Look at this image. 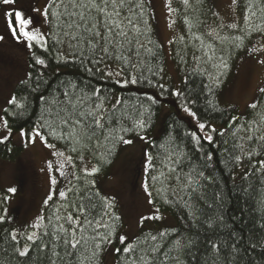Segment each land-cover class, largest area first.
I'll return each instance as SVG.
<instances>
[{"label": "trees", "instance_id": "obj_1", "mask_svg": "<svg viewBox=\"0 0 264 264\" xmlns=\"http://www.w3.org/2000/svg\"><path fill=\"white\" fill-rule=\"evenodd\" d=\"M210 3L209 0H202L201 3L197 4L196 0H192V21L194 23L202 21L203 25L188 32L191 40L186 47L182 45L180 38L174 43L173 60L178 68L179 89L184 93L183 97L172 94L175 91V81L166 71L165 51L158 36L154 6L152 0H145L143 19L147 20V24H142L145 35L141 37V43H146L147 39L150 38L154 43L147 46L152 47L156 55L151 56L141 50V57L134 58L137 67L130 69L125 66L123 69L126 79L129 71H131L136 76L138 83L117 84L113 76L108 77L106 73L96 71V67L88 63L89 53L87 51L84 53V63L71 58L58 60L57 57L60 53L71 57L74 50L66 44H58L53 38L54 36H60L61 39H64L62 30L57 28L55 19L50 17L52 24H49L46 49L35 45L32 49L35 56L45 59L47 66L35 65L34 57L30 53L28 57V75L16 85L13 95L17 97L20 104L24 105V109H19L15 105L6 107L9 112L24 111L25 115L19 119L11 115H8L7 118L13 130H18L21 125L31 127L42 115L50 122L55 121L56 113L64 106L60 103L64 99L63 91L69 90L71 92L70 86L75 84L77 92L91 93L94 89H101V95L107 97L106 106L108 107L115 102L116 97L122 98L124 104L117 105L115 111L117 115L122 116L124 127H131V120L128 119V116L134 118L147 108L148 112H144V118L148 120L150 126L142 134L146 136L155 130L163 105L168 104L171 112L164 121L162 132L158 137L148 142L147 148L154 158L153 163L155 165L149 176V182L153 189V200L162 210L169 211L173 215L175 224L161 231L156 229L142 230L131 242L140 244L142 248L159 243L162 247L158 255H162L163 252L173 246L176 239L182 237L184 243L189 240L193 242L190 251L182 256L185 264H203V257L209 249V241H215L223 245L225 256L233 264H237V262L238 264H264V229L260 228V225L264 224V206L261 204V201L264 200V168L258 163L259 160L264 159V146L255 141L242 140L241 137L246 135L243 131L236 133L235 136L233 135L238 125H248L252 119L250 114L253 110L249 108L247 115L243 116L237 106H226L221 100L226 83L233 74L236 59L247 50L255 38H258L257 36H264V34L252 32L251 35L246 36L244 46L240 48L234 47L229 41L221 43L220 40L207 37L204 27L210 19L208 8V6H211ZM241 13L242 21L238 28L243 27L245 33L248 31L246 0H242ZM124 14L127 15V12ZM260 19V13L257 12L255 22L258 23ZM149 27L150 32L147 31ZM199 32H201L200 34L203 33L205 44L213 41L215 43L216 56L211 62H207V57L204 56L207 49H202L200 41L193 36V33L200 36ZM157 44L161 47L156 48ZM193 54L201 57V59H193ZM221 57L227 62L228 68L220 76L219 86H215L213 79L218 72L211 65L212 63H219ZM112 65H114L113 67H120L119 62H111ZM100 67L103 68V65ZM86 68H92V71H86ZM160 68L163 70L159 71ZM201 69L211 72L213 79H210ZM160 84L164 85L163 90L159 87ZM209 87L212 88L211 92ZM41 96L46 97L47 102L40 99ZM149 97H155L158 102L152 103ZM185 99L196 101L193 110L198 112L202 121L223 126L221 130H217V133L214 134L213 143L209 144L202 141L198 145L187 134L194 130L193 124L176 111V108L182 106ZM53 100L56 103H53ZM258 101H262L258 111L264 110V95L261 94ZM210 105H214L215 110ZM124 113H127L128 116H123ZM4 115H6L5 112ZM231 117H236L237 122L233 123ZM55 123H58V121H55ZM109 127L116 129L113 135H124L126 139L140 136L120 132L118 122H114ZM225 129L227 131H224ZM49 131L47 128L44 129L45 135H48ZM221 132H223V135L220 134ZM260 134L261 132L255 133L256 136ZM107 135V132L103 135L98 132V142L97 138L94 137L91 141V147L82 149L78 153L73 152L72 149L73 147L80 149V144L69 143L67 139L59 140L55 137H49L50 142L61 146L74 158H77L78 155L88 157L95 165L98 164L100 153L112 148L114 143L115 148L113 154L109 157L111 163L103 164L101 170L91 176L87 173H77L67 192V198L55 196L48 203L44 221V225L47 227H43L39 233L38 236L41 239L36 241V245H51L54 242V236H45L44 232H53V225H56L57 230L60 224L69 227L63 217L69 213L77 215V206H86L89 201L96 205L95 209H90L91 214L88 219H99L103 214L104 209L101 204L102 198L106 196L101 190L100 180L109 174L112 165L118 158L122 145V143L113 140H105L104 137ZM239 143L244 144L245 151L255 149L259 152V155L253 154L251 160L244 157L242 163L237 165L233 157L241 153L234 145ZM161 144L165 145V148H161ZM226 148L227 152L225 151ZM23 150L24 145H15L11 141L0 143V158L6 160L17 159ZM169 153H175L173 159L177 163L171 164L170 161H165V157ZM209 155L211 159L208 158ZM18 163H20V160ZM169 164L176 169L175 173L168 172ZM189 171H192L194 175L203 172L204 177L212 178L211 180L200 178L202 198H197L195 195L190 197L186 191L182 190L181 184L184 174ZM18 173L20 185H24L25 180L27 181L25 169L19 166ZM161 173H164V175H161ZM246 173L247 179H244ZM176 175L181 176V181L166 179V177ZM153 176L157 179L152 180ZM93 180L95 184L91 185L89 181ZM165 197L171 203L166 202ZM108 211L121 217V226L117 232L120 235L125 225L124 218L119 213L116 205L114 209H108ZM190 212H194L195 216L190 215ZM55 215L61 217L60 221L55 220ZM0 216L5 217L3 221H0V262H3V264H48L45 255L37 247H33L29 257H19L15 254L14 248L21 247L22 241L19 240L20 244H16L11 239L13 223L5 214L4 196L1 191ZM219 216L223 217L222 222L216 220ZM209 218L215 221L212 227L205 223ZM104 222L111 223L108 217L104 218ZM96 231L102 234L106 232L104 228H97ZM164 231L169 233L167 237L163 239L158 237L157 242L148 240L142 243L149 234L158 235ZM92 234L94 233L91 228L85 233V235ZM97 239L99 240V237ZM233 243L240 248L242 259L239 256L236 258L228 256V245ZM251 245L256 246L253 248ZM107 246L100 254L99 264H103ZM112 246L122 248V245L115 238ZM56 250L63 255L61 248ZM48 254L50 255V252ZM172 254L175 255L174 252ZM191 257H196V259L193 260ZM122 259L123 255L115 252V264H121ZM57 264H60L59 260ZM169 264H174V262H169Z\"/></svg>", "mask_w": 264, "mask_h": 264}, {"label": "snow or ice", "instance_id": "obj_2", "mask_svg": "<svg viewBox=\"0 0 264 264\" xmlns=\"http://www.w3.org/2000/svg\"><path fill=\"white\" fill-rule=\"evenodd\" d=\"M15 2L16 0H0V3L9 6L3 13L5 28L17 43L23 42L26 45L34 57L35 65L46 67L45 59L35 56V52H32L31 50L34 45L46 49L48 37L40 32L39 28L34 26V21L27 12L15 8ZM181 2L185 9L192 8V0H181ZM201 2L202 0H196L197 4ZM237 2L238 0H232L233 5L237 4ZM166 7L169 13L179 11L172 7V0H166ZM246 7L248 11L246 17L248 31L243 35L234 38L226 37L221 36L217 29L208 28L207 37H214L216 40H220L221 43L229 41L234 47L240 48L244 46L246 36L251 35L252 32L264 34V0H246ZM144 8L145 0H49L42 11L37 8H33L32 11L40 13L50 25L52 24V20L49 18H54L57 28L62 30L64 39H61L60 36H54L53 38L58 44H66L70 49L74 50L71 57L60 53L57 57L58 60H67L71 58L73 60H80L81 63H84V53L87 51L89 53L88 63L95 66L96 71L104 72L108 77H112L113 75L119 76L121 79H117L116 83L127 85L129 83L136 84L138 83V80L131 71L128 73V78L124 79V67L127 66L130 69L136 68L137 63L134 58L138 59L141 57V50L148 55H156L153 48L147 46L154 43L150 38L147 39L146 43H141V37L145 35V30L142 28V24H147V20L143 19L145 15ZM125 12H127V15L124 14ZM257 12H259L261 16L258 23L255 22ZM183 19L188 26L189 32H191L193 28H198L203 25L202 21L194 23L187 12H185ZM174 23V20L171 21L169 27H172ZM228 27L235 29L238 25L233 23ZM147 31L150 32V27ZM193 36L200 41V47L202 49H207V51L204 52V56L207 57V62L213 61L216 56L214 41L205 44L203 34L196 36L195 33H193ZM4 39V35H0V41H3ZM180 40L183 41L184 37L181 36ZM172 43H174V40L169 41V44ZM159 47L161 46L157 44L156 48ZM261 50H264V44H261L259 49H252L253 52ZM181 59H183V57H181ZM193 59L199 60L201 57H197L193 54ZM111 62H119L120 67L115 71L111 70ZM259 63L264 64V59H261ZM101 65H103V68L100 67ZM211 67L218 72L214 79L211 72H207L203 69H201V71H204L210 79H213L215 86H219L220 76H222L227 70L228 64L221 57L219 63H212ZM162 70V68L159 69V71ZM86 71L91 72L92 68H86ZM29 75H31V73H29ZM70 87L72 89L71 92L69 90L63 91L64 99L60 101V103L64 106L55 115V121H58V123H55V121L50 122L42 115L31 127H24L21 125L18 128V135L25 147H28L30 144L34 145L37 142V139H39L45 147L54 149L55 144L49 143V137L51 136L59 140L67 139L69 143L74 142L75 144H80V149L76 147H73L72 149L73 152L78 153L82 149L90 148L91 141L94 137L97 138L98 142V132L101 135L105 132L108 133V135L104 137L105 140H113L125 145L132 144L133 140L126 139L124 135H113L116 132V129L110 128L109 125L114 122L120 124V132L133 133L135 135H140L143 139H147L146 136L142 135L150 126L148 120L144 118V112H148L147 108L144 109V112H140L134 118L128 116L127 113H124L123 116H128V119L131 120V127H124L122 116L117 115V112L115 111L117 105L124 104L122 98L116 97L115 102L108 107L106 106L108 102L107 97L101 95V89H94L91 93H85L83 91L77 92L75 84H72ZM159 87L162 90L164 89L163 84H160ZM209 91H212L211 87H209ZM259 92L264 95V88H260ZM172 94L177 97H183L184 95L180 89H176ZM40 99L47 102L46 97L41 96ZM149 99L152 103L158 102L155 97H149ZM53 103H56V101L53 100ZM261 103L262 101H257L249 105V108L253 110L250 114L252 115V119L247 126L238 125L233 135L235 136L236 133L243 131L246 135L241 137L242 140H246L247 142L255 141L260 143L261 146H264V110L258 111ZM7 104L10 106L15 105L19 109H24V105L18 102L16 96H12L7 101ZM195 104L196 101L191 99H185L182 104L183 111L191 118L194 127V130L187 134L198 145L202 141L211 144L214 142V134L217 133V129L215 125L207 121L202 122L201 116L198 115L197 111L193 110ZM210 106L215 110L214 105ZM2 111L5 112L6 115L0 116V127L5 131L0 132V143H5L11 136H13V130L9 125V119L7 116H16L19 119L23 117L25 113L24 111L18 113L9 112L7 108L2 109ZM230 119L233 123L237 122L236 117H231ZM46 128L50 130L48 135H45L44 132V129ZM224 131H227V129ZM256 132H261V134L256 136ZM220 134L223 135V132ZM225 143L227 142L225 141ZM160 147L165 148V145L161 144ZM234 147L239 149L241 153L240 155H235L233 157L237 165L242 163L244 157L251 160L253 154L259 155V152L255 149L245 151L243 143L235 144ZM114 148L115 143L112 148H109L106 152L100 153L97 165H94L90 171L87 168H84V172L91 176L98 173L103 164L111 163L109 157L113 154ZM225 151L227 152V148ZM54 155L58 157L65 156L63 152L58 150ZM174 155L175 153H169L166 155L165 161H170L171 164L177 163V161L173 159ZM77 158L83 159V157L79 155ZM146 158L147 168H154L155 165L153 163L154 158L152 154L146 153ZM208 158L211 159V156L209 155ZM66 160L71 163L72 157L68 156L66 157ZM258 163L264 168V159L259 160ZM171 164L168 166V172L175 173L176 169L171 167ZM47 166L49 169L58 172L60 176L66 175L63 171L65 168L64 162H59L54 166L52 161H48ZM161 175H164V173H161ZM201 177L207 180L212 179L211 177H204L203 172L196 175H194L192 171L185 173L181 184L182 190L186 191L190 197L195 195L197 198H202L200 192ZM77 179H79V177H77ZM156 179L157 177H152V180ZM166 179L181 181L182 178L181 176L176 175L166 177ZM244 179H247V173L245 174ZM50 182L55 185L57 183L56 177H50ZM89 183L94 185L95 181H89ZM143 188L149 197L148 202L154 205L155 201L152 199V192L149 190V184L147 181L144 182ZM7 191L9 193H15L17 189L15 187H9ZM57 194L59 197L67 198V192L59 191L58 193L49 195L44 203L47 204L49 201L53 200L54 195ZM217 198L219 199V197ZM165 201L171 203L166 197ZM261 204L264 206V200L261 201ZM114 206V199L103 197L101 207L104 211L99 219H88V216L91 214L90 209L96 208V205L91 203V201H89L86 206H77V215L69 213L63 217L65 222L69 224V227H64L63 224H60L57 230L56 225H53V232H44L45 236H54V242L51 245H36V241L41 239V237L33 231L25 237L26 241L32 243H24L22 247H15L14 252L19 257H29L33 247H37L45 255L48 264H57L58 260L60 264H99L101 252L104 250L105 246L113 244L115 238V240H118L122 245V248L114 249L117 254L123 255L121 264H169V262H174V264H185L182 256L190 251L193 244L191 240L184 243L182 237L176 239L173 246L163 252L162 255H158L161 252L162 247L159 243L153 244L147 248H142L138 243L129 242L128 236L117 234L118 229L121 226V217L115 215L114 212L110 213L108 211V209H114ZM156 213V215L152 216H142L138 222L143 223L145 220L160 219L161 217L158 215L159 209H156ZM190 215L195 216V213L190 212ZM105 217H108L111 223L104 222ZM4 219V216H0V221H3ZM44 219L45 217L43 216L38 217V222L34 224L33 227L46 228L47 226L42 223ZM60 219L61 217L59 215H55L56 221H60ZM216 220L222 222L223 217L219 216ZM205 223L209 227H212L215 221H213L212 218H209ZM73 225L75 226L73 227ZM89 228L92 229L94 234L85 235ZM97 228H104L106 232L102 234L96 231ZM260 228L264 229V224H261ZM19 234V231H13L11 233V239L16 242V244H20L18 239ZM168 235L169 233L167 231L160 232L158 235L149 234L144 238L142 243L148 240L157 242L158 237L163 239ZM97 237H99V240ZM255 246L256 245H251L253 248H255ZM57 248L62 249L63 255H61L60 251L56 250ZM240 251L241 250L237 244L233 243L228 245V256L233 258L239 256V258L242 259L243 257L240 256ZM48 252H50V255ZM173 252L175 255L172 254ZM191 258L193 260L196 259V257ZM0 264H3V262H0ZM203 264H233V262L229 261L225 256L222 244L215 241H209V249L207 254L203 257Z\"/></svg>", "mask_w": 264, "mask_h": 264}, {"label": "rangeland", "instance_id": "obj_3", "mask_svg": "<svg viewBox=\"0 0 264 264\" xmlns=\"http://www.w3.org/2000/svg\"><path fill=\"white\" fill-rule=\"evenodd\" d=\"M209 1L211 2V6H208L210 19L204 27L206 32L208 28H215L221 36L231 37L244 34L243 27L238 28L242 21V0H238L235 5H233L232 0ZM48 2L49 0H17L15 2V8L27 12L33 19L34 26L39 28L45 36L48 34L49 23L40 13H35L32 9L37 8L42 11ZM152 4L155 11L158 36L165 51L166 71L174 79L176 90L180 88V77L173 60L174 43L181 36L184 37L183 41L180 40L184 47L190 43L191 37L188 34V26L185 24L183 17L185 12L190 15L192 10L185 9L181 0H172V7L179 10L173 13L168 12L166 0H152ZM8 7L0 3V35L5 37L3 41H0V116H4L2 109L8 106L7 101L14 95L16 85L28 75V57L31 53L23 42L17 43L6 30L3 13ZM192 15L193 13L190 15L191 18ZM173 20L175 23L172 27H169V23ZM233 23H236L238 27L235 29L228 27ZM200 33L198 34L201 35ZM257 37L247 50L236 59L233 74L230 76L221 95L224 105L237 106L243 116L247 115L249 105L257 102L261 96L259 89L264 88V64L259 63L261 59H264V50L252 51L253 48L259 49L261 44H264V36ZM172 40H174V43L169 44V41ZM113 66H111L113 71L119 68ZM113 78L115 80L121 79V77L115 75H113ZM123 78L126 79L125 76ZM176 111L193 124L191 118L183 111L182 106H178ZM170 112V106L164 104L157 126L151 134L146 135L147 139L135 136L130 138L133 140L132 144L125 145L122 143L118 158L112 165L109 174L100 180L102 192L109 199L115 200V205L124 218L125 225L120 235L128 236L129 242L135 239L142 230L156 229L161 231L175 224L174 217L169 211L162 210L158 205L148 202L149 197L143 188L144 182L147 181L153 199V189L149 182L152 168H147L146 153H149L147 146L150 140L161 134L164 121ZM211 124L215 125L217 130L223 128L220 124ZM4 131L0 127V132ZM8 141L15 145H24L18 135V130H13V136ZM49 143L52 142L49 141ZM57 150L63 152L65 156L58 157L54 155ZM68 156L72 157L71 163L66 160ZM19 160L20 163H18ZM48 161H52L54 166L59 162H64L65 168L63 171L66 175L60 176L58 172L49 169L47 166ZM94 165L88 157H83V159L74 158L57 144H55L54 149H49L39 139L34 145L24 146L23 152L17 159L6 160L0 158V191L4 196L5 214L13 223V231H19L20 233L18 239L22 241L21 247L24 243H31L25 239L27 234L35 231L39 235L43 229V227L34 228L33 225L38 222V217H45L46 207L50 201L47 204L44 202L48 196L59 191L68 192L77 173H85L84 168L90 171ZM19 166L24 168L26 172L27 181L25 180L24 185H20L19 182ZM52 176L57 179L55 185L50 182ZM9 187H15L17 191L9 193L7 191ZM55 196L59 197L58 194ZM156 209H159L160 219L145 220L143 223L138 222L142 216L156 215ZM44 221L42 222L43 225ZM114 249L112 244L107 246L103 264L116 263Z\"/></svg>", "mask_w": 264, "mask_h": 264}]
</instances>
